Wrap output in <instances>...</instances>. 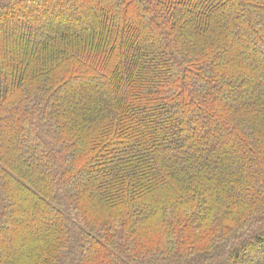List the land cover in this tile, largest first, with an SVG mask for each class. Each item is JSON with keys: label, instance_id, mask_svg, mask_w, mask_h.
I'll return each instance as SVG.
<instances>
[{"label": "trees", "instance_id": "1", "mask_svg": "<svg viewBox=\"0 0 264 264\" xmlns=\"http://www.w3.org/2000/svg\"><path fill=\"white\" fill-rule=\"evenodd\" d=\"M0 264H264V0H0Z\"/></svg>", "mask_w": 264, "mask_h": 264}]
</instances>
